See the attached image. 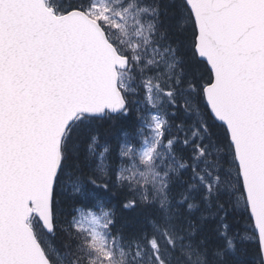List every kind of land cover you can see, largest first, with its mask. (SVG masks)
I'll use <instances>...</instances> for the list:
<instances>
[{
  "label": "snow or ice",
  "instance_id": "snow-or-ice-1",
  "mask_svg": "<svg viewBox=\"0 0 264 264\" xmlns=\"http://www.w3.org/2000/svg\"><path fill=\"white\" fill-rule=\"evenodd\" d=\"M0 264H264V0H0Z\"/></svg>",
  "mask_w": 264,
  "mask_h": 264
}]
</instances>
